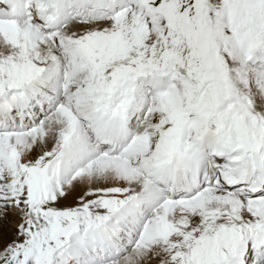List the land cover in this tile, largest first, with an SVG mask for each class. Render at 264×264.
<instances>
[{
  "label": "snow or ice",
  "instance_id": "6c2138e0",
  "mask_svg": "<svg viewBox=\"0 0 264 264\" xmlns=\"http://www.w3.org/2000/svg\"><path fill=\"white\" fill-rule=\"evenodd\" d=\"M0 264H264V0H0Z\"/></svg>",
  "mask_w": 264,
  "mask_h": 264
}]
</instances>
